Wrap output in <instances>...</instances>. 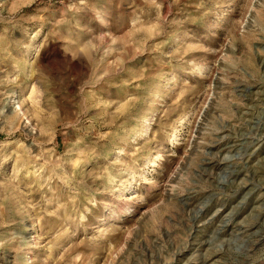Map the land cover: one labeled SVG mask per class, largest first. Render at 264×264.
I'll return each mask as SVG.
<instances>
[{"label":"rangeland","instance_id":"obj_1","mask_svg":"<svg viewBox=\"0 0 264 264\" xmlns=\"http://www.w3.org/2000/svg\"><path fill=\"white\" fill-rule=\"evenodd\" d=\"M263 126L264 0H0V264H264Z\"/></svg>","mask_w":264,"mask_h":264},{"label":"bare ground","instance_id":"obj_2","mask_svg":"<svg viewBox=\"0 0 264 264\" xmlns=\"http://www.w3.org/2000/svg\"><path fill=\"white\" fill-rule=\"evenodd\" d=\"M239 88V87H238ZM238 90V89H237ZM251 89L250 88H247L246 89V87H245V89H242L241 91L242 92H244V93H250L251 94V91H250ZM17 96V95H16ZM16 96H13V97H11V99L8 101V103H7V108L9 109V110H11L12 111V109H14V103H15V98H16ZM15 97V98H14ZM18 103V102H17ZM247 115V114H246ZM245 115V116H246ZM202 121V120H201ZM202 122H204V121H202ZM262 122V121H261ZM202 124H204V123H202ZM202 124H201V126H202ZM199 127H200V125H199ZM252 127V126H251ZM238 128V127H237ZM249 130V129H248ZM264 133V126H263V128H259V127H257V129L256 130H253V134H254V136H253V134H251L252 135V137H250V136H247L246 138H248V140L250 141V142H252V143H256V142H260V141H262V134ZM241 136V135H240ZM240 136H239V138H240ZM230 138V137H229ZM231 140V139H230ZM230 140H223L222 141V143H220L219 145H218V153H222L223 151H227V150H233L234 149V147L232 148L231 146H229V144H230ZM238 140V139H237ZM247 140V139H246ZM245 141V140H244ZM235 144V143H234ZM236 144H238V143H236ZM237 147V146H236ZM232 148V149H231ZM239 149V148H238ZM237 149V151H235V152H239V150ZM229 150V151H230ZM228 151V152H229ZM241 154V153H240ZM241 156V155H240ZM228 162H230V160H228V159H223L222 160V164H224L225 165V167L226 168H230V171L231 172H229V176H230V178L232 177H234V178H236V177H238L237 175H238V173L240 172V171H236L235 169H232V167H235V166H238V164H232V165H230V163H229V165L227 166V164H228ZM220 164V163H219ZM221 164V165H222ZM209 165V164H208ZM240 166V165H239ZM233 171H232V170ZM203 170V169H202ZM207 170L208 171H210V169L209 168H207ZM204 171H206V170H204ZM249 171V170H248ZM207 173V172H206ZM253 173H255L256 174V172H253ZM252 173V174H253ZM203 174V173H202ZM250 174V173H249ZM257 176V175H256ZM255 175H254V177H256ZM253 177V178H254ZM260 179V178H259ZM234 180V179H233ZM251 180V179H250ZM253 180V179H252ZM253 182V181H252ZM34 233V232H33ZM205 259V258H204ZM200 261V260H199ZM203 262L204 261H207V260H202ZM201 261V262H202ZM31 262H32V260H31ZM202 262V263H203ZM201 264V263H200Z\"/></svg>","mask_w":264,"mask_h":264}]
</instances>
